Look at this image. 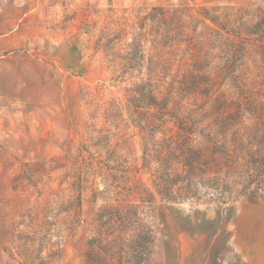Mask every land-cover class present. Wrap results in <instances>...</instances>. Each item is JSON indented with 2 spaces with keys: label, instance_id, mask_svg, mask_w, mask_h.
<instances>
[{
  "label": "rangeland",
  "instance_id": "rangeland-1",
  "mask_svg": "<svg viewBox=\"0 0 264 264\" xmlns=\"http://www.w3.org/2000/svg\"><path fill=\"white\" fill-rule=\"evenodd\" d=\"M199 6L264 16V0H0V264H264L259 43L222 79L219 58L197 71L184 44L155 49L143 19Z\"/></svg>",
  "mask_w": 264,
  "mask_h": 264
},
{
  "label": "trees",
  "instance_id": "trees-1",
  "mask_svg": "<svg viewBox=\"0 0 264 264\" xmlns=\"http://www.w3.org/2000/svg\"><path fill=\"white\" fill-rule=\"evenodd\" d=\"M210 12L211 9L207 6L194 7L190 12L180 8L155 7L149 13V17L146 16L143 19H151L157 26L154 28L152 40L155 49L159 44L165 47L184 44L190 54L191 65L197 71L209 70L210 59L219 58L220 63L215 64L218 77L223 79L224 73L232 74L233 77L237 67L243 64L241 61L252 42L259 43L258 46L264 58V16L253 28L245 25L238 27L230 18L221 22V16L214 17ZM145 24H142L140 28H145ZM139 42L138 39L132 42L135 50L130 52V59L137 56ZM147 42L149 41L147 40L140 49L143 57L146 54ZM214 51H216L215 55ZM201 76L193 75L190 81L184 83L186 86L199 85L202 83L199 79ZM252 175H255V172ZM258 183L264 189L263 177Z\"/></svg>",
  "mask_w": 264,
  "mask_h": 264
}]
</instances>
